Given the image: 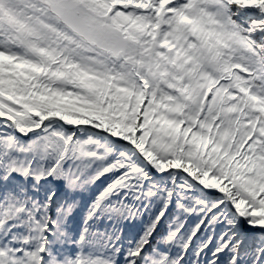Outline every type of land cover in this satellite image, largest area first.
<instances>
[{
    "label": "snow or ice",
    "instance_id": "6c2138e0",
    "mask_svg": "<svg viewBox=\"0 0 264 264\" xmlns=\"http://www.w3.org/2000/svg\"><path fill=\"white\" fill-rule=\"evenodd\" d=\"M0 264H264V0H0Z\"/></svg>",
    "mask_w": 264,
    "mask_h": 264
}]
</instances>
